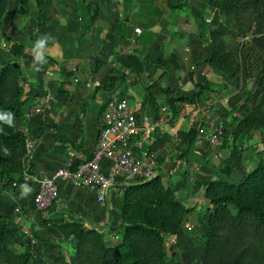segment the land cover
Wrapping results in <instances>:
<instances>
[{
    "label": "crops",
    "instance_id": "obj_1",
    "mask_svg": "<svg viewBox=\"0 0 264 264\" xmlns=\"http://www.w3.org/2000/svg\"><path fill=\"white\" fill-rule=\"evenodd\" d=\"M44 2L40 29L36 30L35 24L38 9L29 3L26 10L32 15L31 21L26 26L19 23L15 32L4 33L0 39L2 64L7 61L12 44L26 49L18 61L26 78L21 99L26 100V105L15 126L26 137L24 167L34 178L47 177L71 160H89L106 103L114 97L124 98L133 107L131 89L138 83L143 85L144 92L153 83L161 88L169 83L172 91L189 94L194 83H216V78H220L207 64H202L210 55L206 33L212 21L209 12L215 13L204 7L201 0H180L177 8H169L166 0ZM90 2L95 4L93 9ZM22 12L21 16H25L26 11ZM42 37H47L43 49L45 63L34 52L35 42ZM162 53L173 55L179 66L171 71L174 75L170 81L162 78V70L149 68ZM61 85L63 96L59 94ZM144 96L146 107L136 111L150 120L149 97L147 93ZM155 98L160 118L152 122L155 132L139 150L147 148L159 161L168 175L163 184H171L180 203L192 210L182 232L168 238L167 245L172 247L168 257L175 258L176 264H201L202 247L195 236L198 230L203 231L205 216L203 223L197 224L196 215L203 208L207 210L205 189L216 180L205 161L235 182L247 170L240 169V158L229 160L231 154L226 149L221 160H217L214 151L220 148L213 150L197 139L189 151L182 147L177 154L171 149L172 144H179L180 133L191 127L179 116L171 120L163 101ZM256 161L254 158L253 162ZM110 167V163H104L103 172L109 173ZM28 184L0 194V214L6 216L11 228L19 230V244L32 255L29 264H61L60 260L70 264L76 234L82 229L101 230L109 245L120 240V188L127 184L121 177H117L103 205L97 202L95 191L60 182L58 200L44 211L34 207L35 185Z\"/></svg>",
    "mask_w": 264,
    "mask_h": 264
},
{
    "label": "trees",
    "instance_id": "obj_2",
    "mask_svg": "<svg viewBox=\"0 0 264 264\" xmlns=\"http://www.w3.org/2000/svg\"><path fill=\"white\" fill-rule=\"evenodd\" d=\"M0 0V16L5 8ZM217 10L220 22L210 28L207 45L209 57L207 64L217 75L228 77L238 93L229 100L235 115L244 117L238 128L245 127L251 118H258L256 124L264 128V113L261 103L248 109L245 102L255 101L264 94V0H203ZM21 9L29 3L38 9L37 26H42L44 0H16ZM180 0H166L169 8H177ZM4 8V9H3ZM240 43H236V40ZM26 49L12 44L8 59L0 68V116H11L12 124L0 120V194L14 192L24 182L23 161L27 154L26 137L16 132L13 123L22 115L26 100L23 86L26 78L18 67L19 59ZM147 63V61L144 59ZM154 69L162 74H170L179 66L173 55L163 56L152 62ZM16 65V67H15ZM117 81V80H116ZM115 79L111 81L114 86ZM253 83V90L247 87ZM219 85L206 82L194 83L193 92L181 95L170 88H161L153 83L145 89L149 103L147 114L150 121L160 117L156 98L163 101L171 113V120L179 116L182 103L201 102L205 95L214 92ZM60 91V96L63 92ZM237 100H246L242 107H236ZM246 102V103H247ZM256 103V102H254ZM233 122H236L235 116ZM225 132V129H224ZM197 138L191 127L180 133L179 146L189 151ZM74 166L80 161L71 160ZM157 162V175L149 181H138L122 186L123 235L120 243L107 246L104 234L95 230L82 229L75 237L74 258L77 264H167L166 237L176 235L182 230L187 209L175 196V188L163 179L167 173ZM216 180L205 189V199L211 206L208 218V234L201 237L205 251L202 264H264V160L238 182L227 179L218 168L205 161ZM36 193V186L33 197ZM33 200V198H32ZM228 206L233 207V215ZM19 230L11 228L5 215L0 214V264H29L32 258L28 249L16 252L12 245L18 238Z\"/></svg>",
    "mask_w": 264,
    "mask_h": 264
},
{
    "label": "built area",
    "instance_id": "obj_3",
    "mask_svg": "<svg viewBox=\"0 0 264 264\" xmlns=\"http://www.w3.org/2000/svg\"><path fill=\"white\" fill-rule=\"evenodd\" d=\"M135 33L140 31L136 29ZM213 104L211 99L182 103L179 117L187 119L195 128L197 141L215 150L221 144L224 124L213 115ZM98 124L99 136L89 160L76 166L69 161L63 168L40 179L31 175L24 177L25 183L36 186L32 202L37 210H47L58 200L60 182L95 191L97 202L103 205L117 177L127 186L149 181L157 175L156 159L147 150H139L152 138L156 128L147 117L133 110L126 99L114 97L106 103ZM215 153L218 154L217 150ZM104 163L111 164L109 173L103 172ZM15 213L19 210L15 209Z\"/></svg>",
    "mask_w": 264,
    "mask_h": 264
},
{
    "label": "rangeland",
    "instance_id": "obj_4",
    "mask_svg": "<svg viewBox=\"0 0 264 264\" xmlns=\"http://www.w3.org/2000/svg\"><path fill=\"white\" fill-rule=\"evenodd\" d=\"M204 7H206L207 9L214 11V15L213 12H209L210 17L212 18L211 20V24H209V28L207 29V38H208V32L210 28H216L217 25L220 22V18H219V14L218 11L207 6L203 0H201ZM33 3V2H31ZM1 4L4 5V10L5 13L4 15L0 16V39L2 37V35L5 34H9L12 32H15V26L18 25L19 23H23L25 26L26 24H28V22L31 21L30 17L32 15L29 14L27 7L21 9L18 5V3L16 2V0H2ZM34 6H36L35 3H33ZM92 9L95 6L94 3H89L88 4ZM37 7V6H36ZM26 11L25 16H21L22 15V11ZM23 17V18H22ZM38 18V17H37ZM35 18V24H36V30L40 29L37 26V21L38 19ZM42 24L43 21L41 20ZM22 24V25H23ZM5 27L9 30H6ZM8 32V33H7ZM236 43H240V40H236ZM163 54V53H162ZM163 56H168V55H164ZM2 67V63H0V68ZM150 71L151 69H153V63H150L149 65ZM174 72V71H173ZM174 75V73L167 74L164 75L163 77L164 80H168L170 81L171 76ZM220 78H216V83L217 85H219L214 92L208 93L207 95H205L204 99H211L213 101V115L215 117H217L220 121L223 122L224 124V129L225 132L223 134V138L221 140V144L219 146V148H223L224 152H222V150L220 151V149L218 150V154H215V158L217 160H219L224 154H225V149L227 150L226 152L229 154H231L229 160H231V158H236L237 160L240 158V169L245 168L247 170V173H251L256 167L257 165L264 160V128L261 127L260 124H256L258 121V118H251L250 122L248 124L245 125V127H240L239 129H237L238 131H236V128H238L239 123L241 121H243L244 117L240 114H236L234 113V111L232 110V108L229 106V100L238 93V90L236 89V87L234 86V83L231 79H229L228 77H224V76H220L218 75ZM252 86L249 89V86L247 87V90L250 92L253 90V83H250ZM249 84V85H250ZM143 85H141V83H138V85L134 86L133 89H131V92L133 93L131 96V93L129 94L132 97V103L131 105L133 107H131L133 110H136L137 108L142 109L143 107H146V102H144V95L146 94V91L144 92L143 90ZM170 85L169 83H167L165 85V88H169ZM179 94L181 95H185L188 94V92L185 91H180ZM246 100H237L236 101V107H239L241 105H243V103ZM247 102V101H246ZM245 105L247 106L248 109H253L254 107H256L259 103L263 102L261 104V111L264 113V94L262 97H258L255 101L249 100V102L246 103ZM256 102V103H254ZM138 109V110H139ZM148 111V110H147ZM235 116V120L236 122H233V117ZM182 119V118H181ZM187 122L188 120L185 119ZM16 122V121H15ZM15 122L13 123V128L15 129L16 132H18L16 126H15ZM191 127V126H190ZM223 143H224V147H223ZM146 147H148V144L145 145ZM147 148L144 147V151H146ZM171 149H173L174 151H176V153H179V149L180 146L179 144H172ZM148 151V149H147ZM215 152V151H214ZM240 155V156H239ZM256 158L257 161L254 163L253 159ZM223 159V158H222ZM221 160V159H220ZM23 165H24V161H23ZM236 169H239V167L235 166ZM27 170L24 167V171ZM158 173V172H157ZM26 175H24L25 177ZM163 184V182H162ZM167 184V183H166ZM165 185V183L163 184ZM204 198H205V194H204ZM206 200V199H205ZM207 203V210L205 208H203V211L201 213H198L196 215V219H197V224H201L203 223V218L202 216H205V226L202 227L203 231L198 230L196 232V239L198 240V243L201 245L202 247V256L204 254L205 251V245L204 243L201 241V237H203L204 235L208 234V218H209V214H210V210H211V206L209 204V202L206 200ZM229 210L231 211V213L233 215L236 214V211L233 209V207L228 206ZM18 214V213H17ZM186 220V219H185ZM121 222H122V226L119 229L120 231V240L115 241V243L113 245H109L108 243H106V237L104 235V242L107 246H114L118 243H120L121 239H122V235H123V229H124V223L122 221V216H121ZM185 223V221H184ZM184 228V224L182 226V230ZM182 230L176 234L179 235ZM98 232H102L101 230H95ZM104 234V232H102ZM176 235H171V236H167L166 237V250L171 249L168 245H167V240L168 238H172ZM192 235V234H191ZM22 245L19 244L18 238L16 239L15 243L12 245V249L16 252H20L22 250ZM172 253V252H170ZM74 254V246H73V253L72 256L70 257L71 263L72 264H77L76 260L73 256ZM167 254L169 256V253L167 251ZM168 262L167 264H176L175 263V258L172 259V256L168 257ZM61 264H66L65 262H63L62 260H60ZM70 263V264H71ZM202 264V263H201Z\"/></svg>",
    "mask_w": 264,
    "mask_h": 264
},
{
    "label": "clouds",
    "instance_id": "obj_5",
    "mask_svg": "<svg viewBox=\"0 0 264 264\" xmlns=\"http://www.w3.org/2000/svg\"><path fill=\"white\" fill-rule=\"evenodd\" d=\"M46 43H47V37H42L39 40H37L35 42V45H34V52H36L39 55V58L41 59L42 63H45L46 62L43 59V57H44L43 56V49L45 48ZM0 120L4 121L5 123H8L9 125L12 124L11 116L10 115L8 117L0 116Z\"/></svg>",
    "mask_w": 264,
    "mask_h": 264
},
{
    "label": "water",
    "instance_id": "obj_6",
    "mask_svg": "<svg viewBox=\"0 0 264 264\" xmlns=\"http://www.w3.org/2000/svg\"><path fill=\"white\" fill-rule=\"evenodd\" d=\"M15 67H16V65H15ZM251 86H252V85L250 84V85H249V89L251 88ZM240 107H242V106H240Z\"/></svg>",
    "mask_w": 264,
    "mask_h": 264
}]
</instances>
